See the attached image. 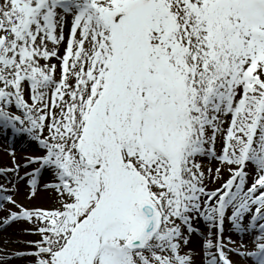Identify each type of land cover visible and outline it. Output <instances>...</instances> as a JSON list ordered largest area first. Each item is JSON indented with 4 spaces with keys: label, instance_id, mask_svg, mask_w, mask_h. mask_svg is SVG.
I'll return each instance as SVG.
<instances>
[{
    "label": "snow or ice",
    "instance_id": "obj_1",
    "mask_svg": "<svg viewBox=\"0 0 264 264\" xmlns=\"http://www.w3.org/2000/svg\"><path fill=\"white\" fill-rule=\"evenodd\" d=\"M0 129L50 177L0 184L33 264H196L200 218L201 264H264V0H0Z\"/></svg>",
    "mask_w": 264,
    "mask_h": 264
},
{
    "label": "bare ground",
    "instance_id": "obj_2",
    "mask_svg": "<svg viewBox=\"0 0 264 264\" xmlns=\"http://www.w3.org/2000/svg\"><path fill=\"white\" fill-rule=\"evenodd\" d=\"M60 53L62 54L64 51L63 43H61L59 48ZM43 63L46 61L41 60ZM51 63L59 64V60L56 58H52ZM59 72V69L57 70V74ZM20 136L16 137L13 141V138L9 135L8 141H13L14 145L17 147H21L26 149V153L24 151H18L14 155V158L16 160H13L11 156H9L6 151L4 150V145L6 144V139L4 137L0 136V171H3V177L0 172V182L5 187H10V184L15 185V188L17 189L16 195L14 196L17 201L25 206L28 207H49L50 205H54V194L51 191V189L46 190H40L41 187H43V183H50V177L47 172L41 173V178L43 183L38 187V191L36 195L33 198H29V192L26 188L28 186L27 183V177L24 176V173L29 172L31 173L32 169L37 167V165L33 164L29 167L24 166L25 159L29 156L40 154V146L37 142H35L31 137H29L27 134H18ZM5 140V143H4ZM24 153V154H23ZM21 164L22 169L19 170L18 174L14 171H11L14 169V164ZM218 165V161L211 159L210 165L208 167L215 168ZM225 177L227 176V172L224 173ZM251 180L252 176L250 175ZM220 184V181H216L214 184H209V186L218 187ZM6 207H14L13 205H7ZM52 207V206H50ZM0 215H3V213H0ZM193 225L195 228H197L199 231L197 233H194L192 236V244L191 248L193 252L195 253V260L196 264H201L202 259H206V256L201 255L202 251V237L200 236V232H204L206 228V224L203 221L202 218L196 219L193 221ZM31 227L26 221L21 222H14L11 225H4L2 222H0V255H3L5 259L3 261H0V264H33V261L35 260V257L33 255H26L25 252L30 251L31 245L27 243L29 240H36L39 239L36 235H31L25 232L26 228ZM228 236H231V238L237 242H240V236L237 234L235 230L231 227V225L226 222L224 225V237L227 238ZM245 242H248V246L252 245L250 243V238L245 237ZM14 244L20 245L21 248L12 251V247ZM23 247V248H22ZM234 259L238 260L241 264L245 262V264H252L250 260H243L240 257L234 255L231 253Z\"/></svg>",
    "mask_w": 264,
    "mask_h": 264
},
{
    "label": "rangeland",
    "instance_id": "obj_3",
    "mask_svg": "<svg viewBox=\"0 0 264 264\" xmlns=\"http://www.w3.org/2000/svg\"><path fill=\"white\" fill-rule=\"evenodd\" d=\"M65 32L67 33V28L65 29ZM52 45H51V43L49 44V47H51ZM63 47H64V43H63ZM63 52V51H62ZM41 63H43L42 61H41ZM12 110V109H11ZM13 111V110H12ZM218 147H219V145H218ZM252 180H250V178H249V183L251 182ZM210 187H212V186H210ZM28 191H30L29 190V186H28ZM27 189H26V191L25 192H27ZM40 190H46L44 187H42ZM50 206H53V205H50ZM49 206V207H50ZM250 247H253V246H250ZM10 248H12V249H14V250H17V249H19V248H21V246L20 245H16V244H14L12 247H10ZM23 248V247H22Z\"/></svg>",
    "mask_w": 264,
    "mask_h": 264
}]
</instances>
